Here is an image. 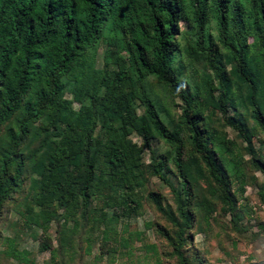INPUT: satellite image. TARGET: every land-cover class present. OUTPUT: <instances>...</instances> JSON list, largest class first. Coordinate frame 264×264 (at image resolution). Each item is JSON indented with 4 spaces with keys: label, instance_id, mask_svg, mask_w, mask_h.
Returning <instances> with one entry per match:
<instances>
[{
    "label": "trees",
    "instance_id": "16d2710c",
    "mask_svg": "<svg viewBox=\"0 0 264 264\" xmlns=\"http://www.w3.org/2000/svg\"><path fill=\"white\" fill-rule=\"evenodd\" d=\"M213 20L223 52L207 33ZM182 22L201 38L190 49L201 45L196 55L206 59L213 77L200 82L184 77ZM104 40L116 61L99 69L94 50ZM224 61L235 64L230 73ZM232 74L247 88L251 128L264 133V0H0V222L5 207L28 186L39 209L34 222L45 233L55 220L73 219L77 226L81 212L89 219L90 199L103 196L106 205H120L116 193L143 187V153L159 138L171 152L154 160L153 172L167 181L168 159L175 164L182 179L174 191L178 214L155 193L148 198L174 227L163 235L185 262L194 224L189 180L194 168L205 166L211 192L230 206L234 180L242 189L246 184L245 160L235 142L211 124L215 111L255 153L243 116L228 114L227 103L235 101ZM151 78L182 102L177 121L145 90ZM133 132L143 134L142 145L129 139ZM250 165L264 174L263 159L253 156ZM131 202L140 206L139 195ZM232 218L240 223L244 217Z\"/></svg>",
    "mask_w": 264,
    "mask_h": 264
},
{
    "label": "rangeland",
    "instance_id": "374dc122",
    "mask_svg": "<svg viewBox=\"0 0 264 264\" xmlns=\"http://www.w3.org/2000/svg\"><path fill=\"white\" fill-rule=\"evenodd\" d=\"M180 27L178 41L181 44L184 77L195 82H200L207 76L213 77V69L206 59L196 55V51H201V45L196 46V51L190 49L201 38L187 23L182 22ZM207 33L210 40L219 44L223 52L214 20L208 24ZM109 50L110 46L105 40L94 50L93 63L96 68L110 67L111 62L116 61L108 56ZM225 54L226 52L223 53ZM223 63L229 73L235 67V64L230 65L227 61ZM116 68L117 66L114 67ZM230 77L234 80L235 101L227 103L228 114L243 116L244 123L254 135L252 148L255 153L249 150V145L238 132L225 125L224 115L215 111L216 115L211 116V124L235 142L236 153L241 154L245 160L246 184L242 189L240 183L234 180L231 193L235 202L230 206L219 192H211L214 185L205 166L202 164L194 168L189 178L193 192L190 211L194 224L189 231L187 247L183 251L185 262L173 253L163 235L164 230L171 233L174 227L148 198L149 194L155 193L161 197L165 206L171 207L178 214L174 191L181 189L182 179L170 159L163 170L167 181L153 172L154 160L171 152L165 142L153 138L151 146L143 153L146 170L143 187L136 188L133 194L130 190L116 193L121 201L120 205H106L107 200L103 196L90 199V217L84 218L82 212L79 213L77 226L73 219L65 224L63 219H59L53 221L45 233L34 222V214H38L39 209L34 206L28 186L3 211L0 222V264H26L27 262L22 261L24 257L31 264H264V174L250 165L253 156L264 160V133L260 129L251 128V109L247 108L245 101L247 88L241 87L233 74ZM145 90L163 103L170 120H178L183 107L180 99L170 96L153 78L149 79ZM219 94L220 91H217L216 96ZM202 96L210 104L208 92L204 91ZM66 97L72 99V95L68 94ZM137 105L139 115H143L144 106L139 101ZM74 108L78 109L79 105L74 104ZM129 139L139 145L144 143L141 132H133ZM187 148L189 152L191 147L188 141ZM136 194L141 202L138 207L131 202ZM127 195L129 199L124 201L123 198ZM128 207L135 209L131 210L130 216L124 215ZM117 213L120 217L111 219L112 216L117 218ZM232 214H240L244 218L240 223H235ZM44 245L51 246L52 249H44ZM19 254H23L22 257Z\"/></svg>",
    "mask_w": 264,
    "mask_h": 264
}]
</instances>
